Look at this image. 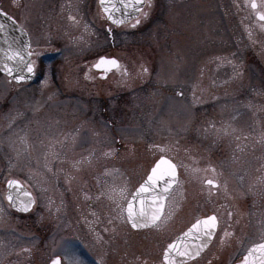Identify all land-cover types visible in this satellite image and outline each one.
Returning <instances> with one entry per match:
<instances>
[{
    "label": "rangeland",
    "instance_id": "1",
    "mask_svg": "<svg viewBox=\"0 0 264 264\" xmlns=\"http://www.w3.org/2000/svg\"><path fill=\"white\" fill-rule=\"evenodd\" d=\"M63 1H31L35 13L43 18L38 24L40 30L45 29L44 37L41 41L35 39L34 45L45 47L41 57L49 58L46 65L56 68V74L60 66L58 57L65 54L73 59L64 66L71 79L65 84H76L79 93H83L78 98L79 106L85 105L87 93L96 96L97 93H92L96 89L107 92L109 104L113 106H120V102H116L118 95L112 94L125 92L128 95L122 102L126 108L124 132L109 129L113 136H120L122 132L125 144L120 146L121 157L117 153L114 158L103 157L92 168L91 164L79 165L77 177L71 183L77 190L78 210L74 211L66 199L67 210H63L57 226L39 225L36 213L28 223L24 218L10 216V211L4 208L3 185L7 179L19 177L26 179L37 195L44 185L50 191L56 186L59 192V179L24 173L25 166L36 172L47 166L48 155L41 159L43 150L40 152L39 144L46 154L49 148L48 154H53L55 142L48 138L31 141L32 152L28 153L31 160L27 155L29 144L26 146L23 140L22 125L15 126L12 135L0 134V167L4 165L0 175V244L7 238L13 240L6 246L0 245V264H5L1 260L12 249L9 244L14 249L29 250L28 264H43L44 261L46 264L54 254L59 256L61 264H95L90 262V255L94 253L91 245L96 251L105 245L120 250L125 255L120 264H137L146 259L147 251L163 250L176 232L212 213L218 220L212 242L200 257L186 264H231L249 245L263 241L264 33H253L249 37V33L242 30L245 23L241 24L240 14L230 0L166 3L165 10L160 14L158 11L155 19L150 18L154 21L150 28H142L148 23L146 19L139 29L124 34L125 55L122 58L127 66L135 62L140 64L137 68L142 75L141 81L118 79L114 83L116 77L111 76L110 82L99 83L90 69L86 49L75 47L76 31L71 25L76 18L64 19L66 25L62 21ZM0 8L8 11L9 2L0 0ZM153 11L155 9L149 15H154ZM26 26L33 31L32 23ZM62 42L70 48L73 46L74 52L67 49L52 56L56 47H62ZM34 56L39 57L37 53ZM74 59H78L76 66L72 64L76 62ZM196 63L200 64L202 80L195 81L192 76ZM169 78L178 83L166 85ZM195 82L204 89L203 97H198V92L193 90ZM140 83L139 91L135 87H140ZM42 85L44 100L40 106L47 116L58 106L63 113L70 109L63 104L64 95L55 92V82L50 77ZM178 87L180 94L171 91ZM132 89L139 91L134 100ZM79 113V122L90 114L85 110ZM5 118L0 114V130L3 131L8 126ZM46 119L48 122V117ZM78 128L84 133L87 131L85 123H79ZM53 142L54 145H48ZM78 149L81 151H77L78 160L83 158L80 154L88 151L91 156H103L99 155L100 145L90 147L83 140L78 143ZM160 154L169 156L178 166V182L166 199L162 215L163 219L175 220L173 230L177 229L173 232L133 231L125 221L116 226L121 235L115 241L96 237L101 233L99 226L88 222L96 215L95 206L109 208L111 213V207L117 209L118 199L123 205ZM6 161L13 166L12 171L7 168ZM202 167L207 169L200 170ZM206 176L218 181L217 191L203 184ZM163 225L164 221L159 226L156 223L160 229Z\"/></svg>",
    "mask_w": 264,
    "mask_h": 264
},
{
    "label": "flooded vegetation",
    "instance_id": "2",
    "mask_svg": "<svg viewBox=\"0 0 264 264\" xmlns=\"http://www.w3.org/2000/svg\"><path fill=\"white\" fill-rule=\"evenodd\" d=\"M7 1L9 2V10L6 11L2 8L1 9L10 17H12L17 22V24L27 32L29 38V52L32 53V55H30V60L33 65L34 78L30 82H15L14 80L8 78L0 72V114L2 118L6 117L5 119L8 125L5 131L0 130V134L6 135L8 133L12 135L14 127L22 125L21 131L23 134V140L24 142L26 141V146L29 144L27 149V155L28 153L32 152L31 141H45L46 138H48L49 140H53L55 142V145L54 142L48 144L55 146V148H53L52 150L53 154H48L51 151V148H49L46 154L44 147L39 144L40 152L43 150V154H41V159L43 160V157L48 155L47 159L49 160V162L47 166H42V169L40 168L38 170L39 172H36L29 166H25L24 173L26 172V176H37L40 174L43 177H54L55 179H59V192L56 186H54L53 190L50 191L48 187L44 185L41 189H38L39 194L37 195L33 187L27 182L26 179L23 180L19 177L9 178L7 180L14 179L18 180L21 184H23L31 193L34 202L32 208L26 213H19L17 211H14L10 208L6 201L4 203L6 207L4 208L10 211L11 217L17 216V218L19 219L24 218L26 223H28L29 219L33 218L36 213V218L39 219V225L49 223L53 226H57L58 222L61 221L62 215L64 214L63 210H67L65 203L66 199L69 200L74 211H76V209L78 210L77 190L75 186H71L72 181H74V178L77 177L78 166H82V164L89 166V164H91L89 167L92 168L94 163L102 159L103 157L114 158L116 153L119 155V157L122 156V150L120 146L121 144H125V141L123 140L125 139L123 138L124 134L122 135L121 132L120 136H113L110 134L109 129L112 128L114 130H123L124 132L126 128V108L123 107L122 102H124V98H128V95H126L125 92H117L112 94V96L118 95L116 102H120V106H113L109 104V96L106 95L107 92H101L96 89L92 91V93H97L96 96L87 93L88 97H86L87 99L85 105L79 106L78 98H80V94L82 95L83 93H79L76 84H65V82L71 81V79L70 74L68 75L66 71L67 69L64 70V66H66L67 62L73 59L65 54L63 56L62 52L66 51L67 49H69V51H72L73 46L72 48H70L67 43L62 42V47H56L55 51L51 54L52 56L58 55L57 53L59 51L62 54V57H58V60L60 61V66L58 69L59 74H56V68H53V66L51 65H46V61L49 58L41 57V50L45 47L34 45L35 39L41 41V38L44 37L42 34L43 32H45V29L43 32L40 30L38 24L43 21V18L40 17L39 14L35 13V8L32 7L33 5L31 4L32 0ZM187 1L191 0H142V10L138 12L136 18L130 20L129 22L121 26L113 25L106 18L105 14L101 11L99 7L98 0H64L61 10V17L65 25L66 23L64 19L70 18L71 16L73 17H71L73 20L74 17L76 18L75 23H72L71 25L72 30L75 29L76 31L74 35V38L76 40L74 42L75 47H77V50L86 49L89 55V57L87 58L89 60L87 61L90 62V69L94 71V78L97 79L99 83L107 81L110 82L109 80H113V78L110 79L111 76L116 77L113 80L114 83H116V80L118 79H122L124 81L125 79H136V81H141L142 75H140V69L137 68V66H139L140 64L137 65L135 62L133 64L130 63V65L127 66L126 62L122 58V56L125 55V32L135 31L139 29L144 23H146L144 22L146 19L148 20V23L142 28L143 30L150 28L154 23V21L152 22L150 18L155 19V17H157L158 11L160 14L162 10H165L164 8L166 6V3L172 4L173 2H176L185 4V2ZM230 1L234 4L237 13L240 14L239 16L241 24H243V22L245 23V25H242V30L246 34L249 33V37L253 33H264V20H261L259 18L260 15L264 14V0H255V8L252 7L253 0ZM158 7H161L162 9H159ZM153 9H155V11H153L154 15H149L150 11H152ZM145 13L147 15H145ZM137 19H139V23L136 22ZM73 20L72 22H74ZM30 23H32L33 25V31L31 32L26 26ZM64 28L65 27H63V29ZM51 31L54 30L51 29ZM139 31L140 30H138L137 32ZM36 53L37 55H39V57L37 58L34 56ZM67 53L69 55L68 51ZM102 56L117 60L119 62V67L111 68L106 73L102 69L95 68L94 65ZM77 60L76 62L72 61V64L76 66ZM75 70L76 69L74 68V71ZM193 70L194 75L192 74V76L194 80L197 81V79L200 78L202 80V73L199 63H196L194 65ZM132 71L133 73H131ZM73 76L76 80V75ZM49 77L55 82V92L64 95V106L68 105L70 109L68 111H64L63 113L61 111L60 106H58L55 112H52L51 114L49 113V115L47 116L42 106H40V103L42 100H44V96L42 94L43 92L41 91V89L44 87V85H42V82L47 78L49 79ZM67 78L69 80H67ZM177 83V81H174L171 78H169V81H166V85H176ZM139 85L140 87L136 86L135 88L139 89L140 91L142 84L140 83ZM66 87L69 88V90H67ZM193 88L194 91L198 92V97L204 96V89H202L199 83L195 82ZM63 89H66V91ZM179 90V87L171 89V91H178L177 94H180ZM139 91L132 89L133 100L135 98H138ZM127 101L128 100H125V103H127ZM96 103L98 105H94ZM83 110L90 114H88V116L85 115L83 122H79L77 121V115ZM47 117L50 120H48V122L46 121ZM35 120L37 122H35ZM79 123H85L87 129L86 133L83 132V129L79 130ZM46 135L51 136L52 138L46 137ZM82 140L85 141L86 144H89L90 147H92L93 144L97 146L100 145L99 155L102 154L103 156H91L89 155L91 153H89L88 151L84 154H80L79 157L83 156V158L78 160L77 151L81 153V151L78 149V143L82 142ZM99 141H102V143H100ZM108 144H110L111 146ZM28 156V159H31L30 155ZM159 156L165 155L160 154ZM165 157L169 158V156ZM5 164H7V168L9 167L11 168V171L13 170V166H9L8 161H6ZM1 166L4 167V165ZM2 167H0V175H2ZM206 169V167H202V169L200 170L205 171ZM55 179L54 181H56ZM209 179H211L210 176H206L203 181V184L207 185L206 181ZM6 181L3 185L4 191ZM213 181L215 183L214 185H211V188L213 189L212 191L215 192L219 187V183L218 181ZM62 183L65 186L63 187V189L61 188ZM116 205V210H113V208L111 207V213L109 208L104 210V208L95 206L96 215L95 217L88 220V222L90 221L92 223H90V225L99 226L98 231H100L101 233L100 235L96 236L99 239L115 241L120 237L121 233L119 234L116 226H118L119 224H123V222L125 224V201H123L122 205V201L118 199ZM163 221L164 228L160 229L157 226H159ZM169 222L171 223L169 224ZM174 225H176L175 220L169 218H160V220L157 222V226L155 224L154 226L146 230L173 232L177 229L176 228L173 230ZM190 225L188 224L184 228L176 232L173 238L181 234ZM114 230H117V232L114 233ZM10 241L13 240L7 238L4 241L2 240L0 245L6 246L7 243H12ZM88 245H90V243ZM8 247L12 249L11 251L9 250L10 252L8 251L9 254H6L3 257V259L1 260L2 263H29V255L27 254L29 252L28 249H24L21 247H17L18 249H14L12 244H9ZM93 247L94 246L91 245V249L94 250V253L90 255V262H94L95 264H120L123 257L125 256L124 253H120V250H114L112 248L110 249L109 246L106 245L101 246L100 250L98 251H96ZM147 253L148 254L146 256V259L140 261L137 264H163L161 260L163 250L159 251L158 249H151L147 251ZM57 256L58 255L55 254L51 255L50 258L46 261V264H48L50 260ZM241 257L242 255L238 259L230 263L234 264L235 262L239 261ZM106 259H109V261H107ZM43 264H45V261L43 262Z\"/></svg>",
    "mask_w": 264,
    "mask_h": 264
},
{
    "label": "water",
    "instance_id": "3",
    "mask_svg": "<svg viewBox=\"0 0 264 264\" xmlns=\"http://www.w3.org/2000/svg\"><path fill=\"white\" fill-rule=\"evenodd\" d=\"M126 2L131 3L134 2V0H126ZM98 4L100 6L101 11L105 14L106 18L115 26L126 24L130 20L136 18L138 14V12L131 7L125 9L124 6L120 3V0H104V5L101 4V0H98ZM112 5H115V7H112ZM106 7L108 9L107 11L105 10ZM139 7H142V2ZM4 13L5 12L0 9V72L6 75L8 78L14 80L15 82H30L34 78L33 72L28 73L27 70L24 69L23 71H14L10 75L7 71L4 70L5 65H8L9 67H15L19 63L18 59H9V56L13 55L15 51L23 50L25 61H30V56L27 55V53L29 52V39L27 33L20 26H18V24L9 15H5ZM125 13L128 14L127 17L125 16ZM109 14H111L116 20L123 19L124 23H114L113 20L109 19ZM18 75H23L27 78L23 80H17L15 77ZM161 158L162 157H159L154 162L152 167L149 169L147 176L133 191L125 205V217L128 225L133 230H143L153 226L154 224L149 223L146 227L142 226L139 228H133L132 223L129 219V205L131 204L132 206V219L136 220L139 223H143L145 220H150L151 215L158 211L159 204H163V208L159 209V214L161 217V214L164 209L165 200L171 190L176 185L177 169L175 168L176 175L174 178L165 176L163 179L157 181L154 187L146 185V191H140V186L145 185V182L148 181V176L152 173V169L156 166V164L160 161ZM163 158L169 160L166 157ZM171 163L174 164L172 161ZM165 179L171 180L172 182L169 185L168 192L165 195L164 199L159 200L157 199V197L158 194L162 191ZM8 181L5 183L4 193L6 202L10 205L13 210L17 212H28L32 208L33 203L27 211H23L22 208L29 200L33 201L31 193L21 183H19L18 188L16 186H13L11 189H9ZM10 192L13 197L12 202H9V200L7 199ZM25 193H28L30 195H25ZM141 213H143L144 215H141ZM210 216L214 215L211 214L209 216L198 219L197 221H200L201 223L196 228H193V225H195L197 221H195L191 226H189L183 233L174 238L173 241L170 243L174 245L173 248L170 249V244H168L164 249L162 255V262L164 264H169V262L171 261L172 264H183L197 258L207 248L216 231L215 227L211 230V236L205 234L209 231V229L205 227L203 221ZM190 229L191 231H189ZM261 243H264V241L250 246L245 252L242 260L236 264H245L246 257L247 264H261V262L264 261V254H262L259 250L254 249L255 245H259ZM166 252L168 253V259H165ZM57 259L59 260V258L52 259L49 264H53V261Z\"/></svg>",
    "mask_w": 264,
    "mask_h": 264
},
{
    "label": "snow or ice",
    "instance_id": "4",
    "mask_svg": "<svg viewBox=\"0 0 264 264\" xmlns=\"http://www.w3.org/2000/svg\"><path fill=\"white\" fill-rule=\"evenodd\" d=\"M142 0H134V2H126V0H120V3L124 6L125 9L131 7L133 8L135 11L139 12L142 9L139 7V5L141 4ZM101 4L104 5V0H101ZM112 7H115V5H112ZM252 7L255 8L256 4H255V0H253V4ZM105 10L107 11V7L105 8ZM6 15V13H4ZM127 13H125V16L127 17ZM145 15H147L145 13ZM259 18L261 20H264V14L260 15ZM109 19L113 20L114 23H124V20H116L111 14H109ZM137 23H139V19H137L136 21ZM27 55H32V53L28 52ZM9 59H18L19 63L15 66V67H9L8 65L4 66V70L7 71L10 75L14 72V71H23L24 69L27 70L28 73H32L33 72V66L32 63L30 61H25L24 59V52L23 50H19V51H15L13 53V55L9 56ZM94 67H96L97 69H102L105 73L107 71H109L111 68L113 67H119V62L115 59H110V58H106V57H100L99 61L94 65ZM143 71H147V69H143ZM17 80H23L26 79L27 77L23 76V75H18L15 77ZM175 168L176 165L172 164L171 161L164 159L163 157L160 159V161L156 164V166L152 169V173L151 175L148 176V181L145 182V185H141L140 186V191H146V185L150 186V187H154L156 185V182L163 179L165 176L168 177H172L174 178L176 173H175ZM172 181L171 180H164L163 183V188L162 191L158 194L157 199L159 200H163L165 195L168 192V188L169 185ZM19 181L17 180H9L8 181V186L9 189H11L13 186H16L17 188L19 187ZM207 184L209 185H214V181L209 179L206 181ZM25 195H30L28 193H25ZM7 199L9 200V202H12L13 197L11 195V192L9 193ZM33 203L32 200H29L24 207L22 208L23 211H27L29 209V207L31 206V204ZM131 204L129 205V219L132 223V227L133 228H139L142 226H148L149 223L152 224H156L157 221L160 220V214H159V209L163 208V204H159L158 206V211L153 213L150 217V220H145L143 223H139L136 220L132 219L133 213L131 211ZM141 215H144L143 213H141ZM201 222L197 221V223L195 225H193V228H196ZM205 227H207L209 229V231L207 233H205L206 235L211 236V230L214 229L216 227V217L215 216H210L207 217L204 221H203ZM191 231V229L189 230ZM174 245L170 244L169 248H173ZM255 250H259L262 254H264V243H261L259 245H255L254 246ZM183 254V253H182ZM198 254V253H197ZM251 254V252H250ZM165 259H168V253H165ZM53 264H60L59 260H54ZM71 264H75V262H71ZM169 264H172V262L170 261ZM245 264H247V257L245 258ZM261 264H264V261L261 262Z\"/></svg>",
    "mask_w": 264,
    "mask_h": 264
}]
</instances>
